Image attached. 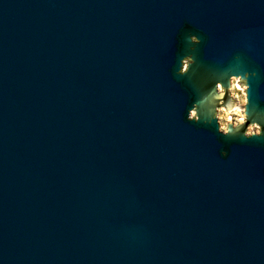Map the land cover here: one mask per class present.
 <instances>
[{
    "label": "water",
    "instance_id": "1",
    "mask_svg": "<svg viewBox=\"0 0 264 264\" xmlns=\"http://www.w3.org/2000/svg\"><path fill=\"white\" fill-rule=\"evenodd\" d=\"M191 30L264 107V0H0V264H264V139L185 122Z\"/></svg>",
    "mask_w": 264,
    "mask_h": 264
},
{
    "label": "clouds",
    "instance_id": "2",
    "mask_svg": "<svg viewBox=\"0 0 264 264\" xmlns=\"http://www.w3.org/2000/svg\"><path fill=\"white\" fill-rule=\"evenodd\" d=\"M184 48L173 63L172 75L184 80L192 94L185 109L187 123L214 128L225 139H264V107L251 103L253 83L261 78L240 54L215 65L198 61L202 43L198 31L183 36ZM220 157H226L223 150Z\"/></svg>",
    "mask_w": 264,
    "mask_h": 264
}]
</instances>
